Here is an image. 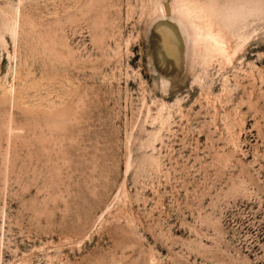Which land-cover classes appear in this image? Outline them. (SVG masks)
Here are the masks:
<instances>
[{
    "label": "rangeland",
    "instance_id": "374dc122",
    "mask_svg": "<svg viewBox=\"0 0 264 264\" xmlns=\"http://www.w3.org/2000/svg\"><path fill=\"white\" fill-rule=\"evenodd\" d=\"M203 1L208 59L175 0H0V264H264V0Z\"/></svg>",
    "mask_w": 264,
    "mask_h": 264
},
{
    "label": "bare ground",
    "instance_id": "6f19581e",
    "mask_svg": "<svg viewBox=\"0 0 264 264\" xmlns=\"http://www.w3.org/2000/svg\"><path fill=\"white\" fill-rule=\"evenodd\" d=\"M168 4L169 9H167V5L162 7L165 19L175 18L179 15L184 20L199 24L196 26L197 39L205 45L204 49L207 55L206 58L204 57L205 59L216 53L223 54L225 49L227 50L222 39L223 36L212 31L215 24L212 3L203 0H175V3Z\"/></svg>",
    "mask_w": 264,
    "mask_h": 264
},
{
    "label": "water",
    "instance_id": "95a60500",
    "mask_svg": "<svg viewBox=\"0 0 264 264\" xmlns=\"http://www.w3.org/2000/svg\"><path fill=\"white\" fill-rule=\"evenodd\" d=\"M167 9H169V6L167 5Z\"/></svg>",
    "mask_w": 264,
    "mask_h": 264
}]
</instances>
